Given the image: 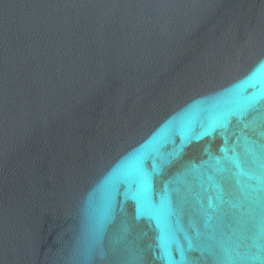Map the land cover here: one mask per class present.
<instances>
[{"label": "water", "instance_id": "1", "mask_svg": "<svg viewBox=\"0 0 264 264\" xmlns=\"http://www.w3.org/2000/svg\"><path fill=\"white\" fill-rule=\"evenodd\" d=\"M0 264H264V0H0Z\"/></svg>", "mask_w": 264, "mask_h": 264}]
</instances>
